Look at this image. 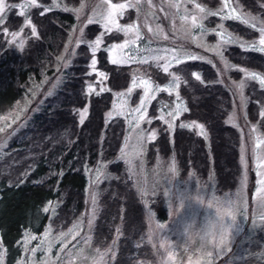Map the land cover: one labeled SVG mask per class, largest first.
I'll return each instance as SVG.
<instances>
[{"label": "trees", "instance_id": "obj_1", "mask_svg": "<svg viewBox=\"0 0 264 264\" xmlns=\"http://www.w3.org/2000/svg\"><path fill=\"white\" fill-rule=\"evenodd\" d=\"M15 1L8 0L10 3ZM65 1L74 5L79 2ZM200 1L215 5L214 0L213 3L212 0ZM238 1L244 9L264 15V7H261L264 0ZM33 10V23L37 26L39 39L29 40L23 50L7 41L3 32L5 28L8 33L16 30L22 16L10 9L6 23L0 26V114L22 98L24 89L39 75L42 66L53 63L67 35L69 13L52 9L41 15L38 9ZM228 26L246 38L255 34L249 26L238 21H229ZM95 28L98 29L96 24L88 25L86 35L91 36ZM107 39H113V35H107ZM224 54L234 63L264 73V54L236 45H229ZM98 59L108 73L110 87L125 88L130 75L122 73L123 76L117 79L115 74L119 70L107 62L104 52L98 53ZM86 60V56H79L73 61L61 86L46 96L43 106L12 134L2 151L3 156H0V237L8 251V264L19 252L16 243L23 230L40 232L49 222V215L42 208L48 199L60 203L51 218L56 228L60 227L57 224L66 228L81 213L85 203L83 170L88 164L93 166L98 159L106 161L109 175L100 182L92 240L103 243L106 237L112 236L116 225L121 224L113 264H141L154 259L150 245L141 237L140 231L144 227L132 226L142 217L138 212L139 197L123 175L124 165L115 159L124 126L119 118L104 120V112L112 101L111 91L86 95L84 84L89 76L83 63ZM179 68L185 77L181 80L179 93L189 111L182 113L178 120H196L205 124L208 143L192 129H181L179 125L171 134L163 122L155 119L152 126L156 127L157 138L149 142L147 164L153 163L154 154L164 157L174 154L181 177L190 168L200 179L212 171L216 192L231 191L237 186L241 167L238 132L225 121L231 108L230 93L215 81L214 70L206 62L189 60ZM191 69L200 71L204 83L194 78ZM249 92L248 89L247 116L253 122L260 121L258 105ZM87 100H90V110L81 125L74 110ZM156 106L154 102L152 109ZM112 192L115 197L109 196ZM162 202L160 195L151 201L159 217L166 211ZM133 208L137 209L135 213H131ZM244 244L242 251L245 253L238 254L241 257L232 264H264V228L255 230Z\"/></svg>", "mask_w": 264, "mask_h": 264}, {"label": "rangeland", "instance_id": "obj_2", "mask_svg": "<svg viewBox=\"0 0 264 264\" xmlns=\"http://www.w3.org/2000/svg\"><path fill=\"white\" fill-rule=\"evenodd\" d=\"M8 4H23L25 0H17L13 3L8 2ZM40 7H33L29 9L25 16H22V21L16 30L10 31L9 33H5V37L7 41L14 43L15 45H19L21 41H24L26 44L29 40H35L39 38H32L29 36L31 35V27L25 24V19L30 18L33 23V15L34 10L38 9L40 13L46 12L45 8H49L50 10L56 9L63 11L64 13H69L70 16V25L67 30L66 38L63 42V45L60 47L58 53L54 57V61L51 65L42 66L44 68L39 69V75L36 76L34 79L31 80L30 85H28L23 92L22 98L14 104V106L8 109L4 114H0V117L9 116L11 114L10 119L7 120H0V127H5L7 124H11V127H7L3 133H0V145H3V149L7 146L10 137L12 134L21 126H23L33 115L36 111H38L44 104V98L49 96V93L52 94L56 92V90L61 86L63 82V77L67 74V71L73 61L79 59V56H86V62H83L86 65V72L89 73L91 70L89 68L90 61L93 57V54L90 49V43H81L79 46H76L77 39L86 40L88 42H92L99 36L102 32L105 31L102 24H96L98 29L95 28L94 33L91 36L86 35V28L88 25L87 21L90 17L94 20H98L105 12L107 5L103 3V0H79L77 4H70L67 3L65 0H56L59 7H51L53 0H38ZM126 0H113V3H123ZM196 2L201 3L207 9H211L215 11L221 8L223 0H214L215 5H208L205 2L200 0H196ZM233 6H238V10H243L245 13H250L252 16L258 17V27H259V20H264V15L254 14L249 10H246L242 7L238 0H230ZM213 3V0H212ZM83 7L81 8V6ZM264 5V3H263ZM67 7L69 9H81L80 13L77 14L73 11H64V8ZM139 11L137 12L136 9L129 8L125 10V14L123 17L119 18V23L121 25H127L135 23L138 25L141 33L142 39L137 40L135 46L130 45L129 49H124L123 52L129 55H135L137 60L141 59L144 56H155V55H171V53H165L163 49H177V51H187L193 53L197 56H202L204 60H197L200 62H206L211 60L212 63L209 64L210 67L214 70L215 74V81L218 82L222 80V86H224L231 96V108L229 113L227 114L225 121L228 120V117L233 113L236 112L237 120L236 124L238 127H234L239 137L238 142V152H239V163L241 157V148L242 146L245 149V156L247 159V182L244 187H241V180L244 177L245 169L240 163L241 172L238 179L237 186L232 189L231 191L225 192H216L214 186V178L212 180L209 179L210 175H213L212 171H209L208 175L200 179H197L206 187L204 189H199L200 191L204 192L205 194L211 193L213 190L215 191L216 195L220 196H232L238 189L241 190V200L247 201V207H243L241 210V214L238 220L233 224V234L234 239L230 246L227 248L224 253H222L219 257L215 259V264H232L235 260H238L245 251H242L244 247L245 241L250 239L252 233L259 229L264 228V221H261L260 217L264 216V203L261 202L260 198L256 196V188L259 187L257 184V180L259 177L256 175L255 165L256 160L253 154L255 141L257 137L264 139V117L260 116V112L264 110V87L259 85L258 81L247 79L243 72L239 71L238 69H246L251 72H256L260 74H264L263 72L243 66L241 64L234 63L230 61L227 56L224 54V50L229 45H236L238 47V43H221L220 37L218 32L220 29L218 25L223 24L224 30L227 33L232 34V36L237 37L239 41L245 43V47L242 49H248V44L252 41H258L259 39V32L257 29H252L255 31V34L249 38L243 37L237 33H234L228 26L229 21L232 20H222L220 16H208L204 19L203 24L206 29H216L215 32L208 31L205 34H202L200 30H195L193 35L197 38L196 42L191 40H185L182 37V21L180 16L183 15V7L177 11L176 9H172L168 6L165 0H152V5L150 6L147 3V0H141V3L137 6ZM161 7H163V11H161ZM189 11L192 10L193 5L187 4ZM14 12L19 15L20 9L13 8ZM7 11V17L8 12ZM165 13L168 15L166 16ZM6 17V18H7ZM238 21V20H233ZM241 22V21H238ZM242 23V22H241ZM157 25L163 29L165 33L168 35V39L164 40L161 39L159 35H153L148 31V27L150 26L154 31L157 28ZM36 26V25H35ZM248 26V25H247ZM250 27V26H249ZM23 29L20 36L16 37L15 41L13 42L12 36L10 33L18 32ZM37 28V26H36ZM81 28L83 29V35H81ZM75 29V31H74ZM175 29V30H174ZM112 34L113 39H107V35ZM116 36V38H114ZM134 34L125 35L122 32H116L113 30L103 36V43L100 46V49L95 53V58L97 60V69L98 71H102L107 74L106 69L99 64L98 53L101 51L104 52L105 58L107 62L111 63V56L113 55L112 52L107 51L106 49L110 48L114 44H121L124 42L125 39H133ZM38 41V40H37ZM36 41V42H37ZM39 43H43L39 41ZM217 43H221V50L223 51L224 58L231 64L235 65V68L225 69L223 62L214 52L208 51L207 47H200V44L214 46ZM142 49L143 51H135V49ZM241 48V47H240ZM67 49V51L65 50ZM151 49V51H148ZM75 53V55H73ZM116 54L119 55L120 50L116 51ZM63 56V60H59L58 57ZM181 58L183 62L179 65L173 64L170 71L174 72L176 75L181 77V80L184 79V75L182 70L179 68L184 62L189 60L183 58V52H181ZM71 61L67 67L64 66L65 63ZM192 61V60H190ZM163 63V61H161ZM118 68V72L115 74L117 79L122 73L125 75H130L128 84L125 88H118L112 89L109 85V78L103 81V86L111 91V105L108 110L104 112V120H113V119H120L121 125L123 127V131L121 132V141L118 153L115 157L116 160L122 162L123 171L125 174L124 176L131 182V187L135 189L138 197L140 208H138V212L142 214V217L133 223L132 226L134 227H144L141 229V237H144L147 243L148 234L150 233V229L153 227L154 223L157 219L160 221L169 222L167 229L163 234L171 236L172 239H180L182 238L183 228L186 222L196 219L199 223H202L208 215L212 214L211 210H205L200 205L192 203L190 200L187 203V206L183 213H181L177 218L171 220L169 217V208H168V198L165 197L166 188L169 187L173 193L172 198L175 199L177 196L187 195L191 192H195L198 190V185L195 178L187 179V174L189 172H193L190 168L188 172L183 176L179 177L175 181H168L167 177L170 173L169 168L172 165L173 158L175 159L176 166L177 160L172 155H166V157L162 155H155L151 158L153 163L147 164V149L149 142L147 140L148 134H150L151 130H156V127L152 126L153 120H160L159 116L161 111L164 112L165 118L170 119L167 116V112L171 111L175 104L179 101L176 100L175 93H167V92H160L156 94V99L152 100L151 103L147 107V119H151V124L147 122V119L141 122L139 128L135 127V121H133L132 125H129L128 120L131 119L132 113L130 112L131 108H135L139 102L140 98L143 95V91L140 88L134 89L130 96L119 97L116 94L120 92H126L129 87H131L133 73L137 76L141 74L144 75L145 79H151L154 84H159L161 87L167 85L171 79V77L164 73L161 69H159L156 64L152 61H149L148 64H140V63H129V64H114ZM219 69V72L217 71ZM192 73H200L199 70L191 69ZM57 80H60V83L57 84ZM241 80L245 81V87L243 89V96L247 98V90H250V94L255 99V103L258 105L257 107V114L260 118V121H251L247 116V103L242 107L240 93L236 88V84H238ZM100 77L97 73H92L85 79L84 90L86 92V88L88 84H93L96 88V91L99 92L101 88L100 84ZM117 80H115L116 82ZM179 91V90H178ZM180 94V93H179ZM90 96V95H88ZM181 99L184 102L183 97L180 95ZM90 100H87L81 107L78 109H83L84 107H88V111L90 110L89 105ZM126 102V103H125ZM157 103L155 109H152V104ZM185 103V102H184ZM114 105H123L124 110L127 113V118L125 116L116 115L113 110ZM167 106V107H165ZM113 112V116L111 119L107 118V113ZM17 116L19 117L17 119ZM78 119H79V115ZM179 116L175 120V124L180 125V123H188L190 121L196 120H178ZM14 121V122H13ZM161 121V120H160ZM163 122V121H161ZM198 122V121H197ZM159 123V122H158ZM164 123V122H163ZM200 123V122H198ZM165 124V123H164ZM166 125L167 130L172 134L173 131L168 129V125ZM253 126L255 127V131H253ZM106 127V126H105ZM104 127V128H105ZM104 130V129H103ZM102 130V132H103ZM143 130L145 136V142L143 144L138 143V135ZM194 133H197L196 129H192ZM201 137V136H200ZM127 138V147H125V139ZM204 139L203 137H201ZM205 140V139H204ZM208 143V140H205ZM2 149V151H3ZM124 149L125 152L132 154V165L127 163V160L122 159V152L121 150ZM0 151V156L2 154ZM139 152L136 155V152ZM259 154L264 157V144L260 145V148L257 150ZM211 157V156H210ZM134 166V167H133ZM97 169L100 170V176L97 180ZM178 169V166H177ZM84 206L79 215L66 227L59 228L54 227V223H51V218L55 214V211L50 210L46 212L49 215V222L46 223L40 232H34L32 230L24 229L22 232V236L18 239L16 243L17 249H19L18 254L13 259L11 264H94V261L99 258V254L97 253V249H99V253H103L104 258L102 264H113V260L115 257L116 249H117V242L121 236V224H117L116 228L112 234V236L106 237V240L103 243L94 242L92 240L93 230H94V223L96 214L98 212V202L97 198L99 197V186L100 182L104 179L108 178L109 173L107 172L106 161L102 159H98L95 161V164L91 166L90 164L84 167ZM194 173V172H193ZM214 177V176H213ZM158 178L159 181H158ZM140 188H144L148 191V196H143L140 193ZM153 193H155L153 195ZM160 195L163 198V205L166 206V211L164 212V216L159 217L156 210L151 206L152 199L156 196ZM95 196L96 205L95 209L92 203V197ZM110 197H115V193H111ZM147 201V203H145ZM49 202H52L55 210L57 209V203L55 200L48 199L42 208L49 206ZM137 209L133 208V212L135 213ZM5 211V210H4ZM155 213V216L152 214ZM143 218V219H142ZM91 220V226H89V221ZM171 220V221H170ZM143 221V224H142ZM231 223V221H228ZM80 224V227L76 229L79 232V235L70 234L63 239H61L62 233H68L69 229L73 228L74 225ZM119 230V231H117ZM28 233L30 236H35L37 239L30 240V242L25 246L24 241L26 239L25 234ZM47 233V241L52 245L51 251H48L47 245L41 247V239L45 237ZM87 237H91L90 240L86 243L85 240ZM140 237V238H141ZM0 241L1 237H0ZM3 242V241H2ZM115 242V244H114ZM153 242H155V237H153ZM67 244V247L64 245ZM151 250L154 254L153 260H146L143 261L141 264H158L159 258L163 255V252L159 249V245L154 248L152 244H149ZM4 249L6 253L4 255L3 264L7 263V256L8 251L3 243ZM241 248V249H240ZM32 249H36L35 255L32 253ZM63 249V250H61ZM108 249H112V251H107ZM179 252V256L183 257V252L177 249ZM71 252V255H69ZM242 253V254H241ZM238 254H241L238 256ZM182 264V262H181Z\"/></svg>", "mask_w": 264, "mask_h": 264}, {"label": "snow or ice", "instance_id": "obj_3", "mask_svg": "<svg viewBox=\"0 0 264 264\" xmlns=\"http://www.w3.org/2000/svg\"><path fill=\"white\" fill-rule=\"evenodd\" d=\"M167 2L168 6L172 9H176L179 11L183 7V15L180 16V19L182 21V37L185 40H191L193 42H196L197 38L193 35L195 30H200L202 34L207 33L208 31H213L215 32L216 29H206L204 27L203 21L206 19L208 16H220L222 20H238L241 21L243 24L250 26L252 29H257L259 32V39L258 41H252L250 44H248V48L264 54V20H259V27L257 24L258 17L252 16L250 13H245L243 10H238V6H233V4L230 2V0H223L221 8L212 11L211 9H207L205 6H203L201 3L196 2V0H165ZM103 3L107 5L106 10L104 14L98 19L94 20L92 17H90L87 21L88 24H93V23H99L102 24L103 28L105 29L104 32H102L99 36L96 37V39L92 42H88L86 40H80L77 39L76 41V46H79L81 43H90V49L93 54V57L90 61V72L88 73L91 75L92 73H97V75L100 77V84L101 88L100 91L97 92L96 88L93 84H88L86 88V95H100V92L103 91H110V89H107L106 87L103 86V81L107 80V74L98 71L97 69V60L95 58V53L100 49L101 44L103 43V36L109 32H112L115 30L116 32H122L125 35L128 34H134L133 39H125L123 43L121 44H114L110 48L106 49L109 52H112L113 55L111 56V63L112 64H129V63H140V64H148L149 61H152L156 64V66L161 69L164 73H167L171 79L167 85L164 87H161L159 84H154V82L151 79H145L144 75L141 74L140 76H137L135 73H133V78H132V83L131 87L127 89L126 92H120L117 93L116 95L119 97H125V96H130V94L133 92L134 89L140 88L143 91V95L140 98L139 104L135 108H131L130 112L133 114L131 119L128 120L129 125H132L133 121H135V127L139 128L141 122L145 121L147 119V107L151 103L152 100L156 99V94L160 92H167L169 94L175 93L176 100L179 101L178 103L175 104V107L167 112V116L170 119L165 118V114L163 111H161V114L159 116V119L163 121L165 124L168 125V129L170 131H175L176 124L175 120L177 119L178 116H180L182 113L188 112L189 109L186 106V104L183 102V100L180 97L179 94V87L181 84V77L176 75L174 72H171L170 69L173 64L179 65L183 62L181 58V52H183V58L187 60H204L205 58L202 56H197L193 53L183 51V48H181V51H177V49H163V51L167 53H171V55H155V56H144L141 59L137 60V57L135 55H129L127 53H124V49H129V46H135L137 43V40L142 39L140 29L137 24L132 23V24H127V25H121L119 23V18L123 17L125 14V10L129 8L136 9L137 12L139 11V8L137 7L140 3L141 0H126V2L123 3H113V0H103ZM147 3L151 6L152 5V0H147ZM192 4L193 8L191 11H189L187 4ZM60 5L56 3V0H53L52 6L53 8L59 7ZM33 7H40V4L38 0H25L23 4H8L6 0H0V26H3L6 23V17H7V11L13 8H18L20 9L19 15L20 16H25V13L33 8ZM83 5L81 6V8ZM261 7H264V5H261ZM50 10L49 8H45V11ZM163 11V7L160 9ZM64 11H73L76 12L77 14L80 13L81 9H69L67 7L64 8ZM43 15V12L41 13ZM167 16L168 14L165 13ZM25 24L27 26L31 27V35L33 37L38 38V32L37 28L35 25L32 24V21L30 18L25 19ZM218 28L220 31L218 32V35L220 37L221 43H238L241 48L245 47V43L242 41H239L237 37L232 36V34L227 33L226 30L223 28V24L218 25ZM175 30V29H174ZM23 29L21 28L20 31L18 32H12L10 35L12 36L13 42L15 41L16 37L20 36L21 32ZM75 31V29H74ZM148 31L150 33H153V35H159L161 39L167 40L169 37L167 33L163 31L162 28H160L159 25H157L156 30L154 31L150 26L148 27ZM3 32L7 33L8 29H3ZM81 35H83V29L81 28ZM221 43H217L214 46H208L204 44H200V47H207L208 51L216 53V55L220 58V60L223 62L224 68L230 69V68H235V65H231L223 56V51L221 50ZM20 50H23L25 47L24 41H21L20 44L18 45ZM67 51V49H65ZM120 50L119 55L116 54V51ZM135 51H143L142 49H135ZM148 51H151V49H148ZM75 55V53H73ZM59 60H63V56L58 57ZM163 61V63H161ZM209 64L212 63L211 60L207 61ZM71 63V61H68L67 63L64 64L65 67L68 66V64ZM239 71L243 72L245 77L250 80L258 81L259 85L261 87H264V74L256 73V72H251L246 69H238ZM219 72V69H217ZM194 78L197 81H200L201 83H204L202 80V77L199 73H192ZM218 82L222 83V80H219ZM60 83V80H57V84ZM186 84L187 81H184ZM245 87V81L241 80L238 84H236V88L240 93V99H241V104L242 107L246 105L247 103V98L243 96V89ZM52 93L50 92L49 95ZM126 103V102H125ZM167 107V106H165ZM113 110L116 113V115L119 116H125L127 118V113L124 110L123 105H114ZM79 115V123L82 125L87 118L88 115V107H84L83 109H75ZM11 114L9 116L5 117H0V120H7L10 119ZM113 116V112L107 113V118L111 119ZM260 116L264 117V110L260 112ZM19 117L17 116V119ZM237 120V115L236 112L233 111V113L228 117V120L226 123L232 124L234 127H238V124H236ZM14 122V121H13ZM147 122L151 124V119H147ZM7 127H11V124L5 125V127H0V133H3ZM179 127L181 129H196L197 130V135L203 137L205 140L209 139V133L206 129L205 124L203 123H198L197 121H190L188 123H180ZM255 127L253 126V131H255ZM157 138V132L155 130H151L150 134L147 136L148 141H154ZM138 143L143 144L145 142V136L143 130L139 133L138 137ZM264 144V139H261L260 137L256 138L255 141V146H254V157L256 160V165H255V170H256V175L259 177L257 180V184L259 187L256 188V196L260 198L261 202L264 203V157H262L259 152L257 151L260 148V145ZM125 147H127V138L125 139ZM3 145H0V151H2ZM122 152V159L127 160V163L129 165H132V159L131 155L127 152L124 151V149L121 150ZM136 155L139 154L137 151L135 153ZM240 163L245 169L244 177L241 180V187H244L247 182V159L245 156V149L242 146L241 148V157H240ZM134 167V166H133ZM177 169L175 159L173 158L172 165L169 168V171H175ZM195 174V173H194ZM59 175H63V173H60ZM100 176V170L97 169V180L99 179ZM214 177L213 175H210L209 179L212 180ZM140 193L143 196H148V191L144 188H140ZM213 194H215V191H212ZM155 193H153L154 195ZM225 198L227 200H231L232 198H241V190L238 189L232 196H229L226 194ZM92 203L93 207L95 209L96 205V200L95 196L92 197ZM147 203V201H145ZM50 207L52 208V211H55L54 206L52 205V202H49V206L45 207L43 209L44 212H48L50 210ZM244 207H247V201H244ZM155 216V213L152 214ZM261 221H264V216L260 217ZM89 226H91V220L89 221ZM80 227V224H76L73 226V228L69 229L68 233H62L61 234V239L64 237L74 234L73 239L75 238V235H79V232L76 231ZM119 231V230H117ZM26 239L24 241L25 246L30 242V240H35L37 237L35 236H30L28 233L25 234ZM91 237H87L85 242L87 243L88 240H90ZM147 243L152 244L151 242V233L148 234V239ZM115 244V242H114ZM47 245L48 251H51V244L47 241V233L45 234V237L41 239V247H44ZM153 246V245H152ZM64 247H67V244L64 245ZM63 250V249H61ZM227 248H220V249H215L214 250V259L219 257L222 253H224ZM33 255H35L36 249L31 250ZM97 253L99 254V258L94 261V264H102L104 255L103 253H99V249L96 250ZM107 251H112V249H108ZM6 253V250L4 249L3 242L0 241V264H3L4 260V255ZM69 255H71V252H69Z\"/></svg>", "mask_w": 264, "mask_h": 264}, {"label": "clouds", "instance_id": "obj_4", "mask_svg": "<svg viewBox=\"0 0 264 264\" xmlns=\"http://www.w3.org/2000/svg\"><path fill=\"white\" fill-rule=\"evenodd\" d=\"M180 176V170L176 169L169 173L167 180L175 181ZM186 178H195L198 185L197 191L173 199L171 189L166 188L165 197L168 198L171 220L183 213L189 200L205 210H211L212 214L208 215L202 223L196 219L186 222L182 238L175 240L171 236L163 234L169 222L157 219L150 229V233L153 247L155 248L158 244L159 249L163 252L158 264H181V262L182 264H215L214 250L228 248L234 239L233 224L241 214L244 207L243 201L237 198L227 200L224 196L212 192L205 194L199 189L206 187L193 172H189ZM229 220L231 223L228 222ZM153 237H155V242H153ZM177 249L183 252V257L179 256Z\"/></svg>", "mask_w": 264, "mask_h": 264}]
</instances>
